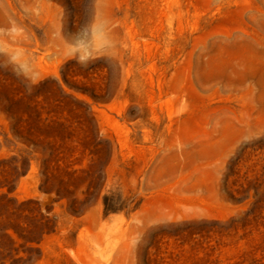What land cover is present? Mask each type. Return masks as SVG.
<instances>
[{"label": "rangeland", "instance_id": "obj_1", "mask_svg": "<svg viewBox=\"0 0 264 264\" xmlns=\"http://www.w3.org/2000/svg\"><path fill=\"white\" fill-rule=\"evenodd\" d=\"M0 264H264V0H0Z\"/></svg>", "mask_w": 264, "mask_h": 264}, {"label": "trees", "instance_id": "obj_2", "mask_svg": "<svg viewBox=\"0 0 264 264\" xmlns=\"http://www.w3.org/2000/svg\"><path fill=\"white\" fill-rule=\"evenodd\" d=\"M103 205H104V210H103L104 214H108L115 209L113 206L114 204L106 200V195H104Z\"/></svg>", "mask_w": 264, "mask_h": 264}]
</instances>
